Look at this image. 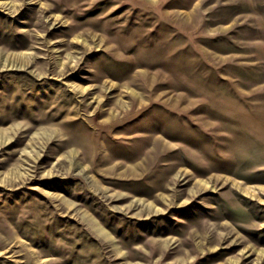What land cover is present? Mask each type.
Instances as JSON below:
<instances>
[{
  "label": "rangeland",
  "instance_id": "obj_1",
  "mask_svg": "<svg viewBox=\"0 0 264 264\" xmlns=\"http://www.w3.org/2000/svg\"><path fill=\"white\" fill-rule=\"evenodd\" d=\"M12 51L0 264H264V0H0Z\"/></svg>",
  "mask_w": 264,
  "mask_h": 264
},
{
  "label": "bare ground",
  "instance_id": "obj_2",
  "mask_svg": "<svg viewBox=\"0 0 264 264\" xmlns=\"http://www.w3.org/2000/svg\"><path fill=\"white\" fill-rule=\"evenodd\" d=\"M23 54L24 52H17L12 51L7 54H0V68L7 67L10 69H17V68H31V62L28 58H26ZM33 72L36 70L32 69ZM73 161L72 165L77 168L80 174L86 176L90 181L96 184L99 188H104L105 186L101 184L96 176L90 171L88 166L80 161H78V153L73 151Z\"/></svg>",
  "mask_w": 264,
  "mask_h": 264
}]
</instances>
